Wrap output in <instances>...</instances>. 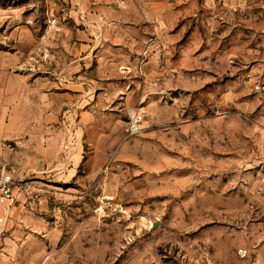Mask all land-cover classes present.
I'll list each match as a JSON object with an SVG mask.
<instances>
[{
  "label": "rangeland",
  "instance_id": "rangeland-1",
  "mask_svg": "<svg viewBox=\"0 0 264 264\" xmlns=\"http://www.w3.org/2000/svg\"><path fill=\"white\" fill-rule=\"evenodd\" d=\"M4 40L61 104L85 72L108 142L15 203L0 264H264V0H0Z\"/></svg>",
  "mask_w": 264,
  "mask_h": 264
},
{
  "label": "crops",
  "instance_id": "crops-1",
  "mask_svg": "<svg viewBox=\"0 0 264 264\" xmlns=\"http://www.w3.org/2000/svg\"><path fill=\"white\" fill-rule=\"evenodd\" d=\"M81 18L86 20L84 16ZM84 34H76L83 45L94 40ZM9 43L4 40L1 50L9 51L12 47ZM91 56L85 52L79 58L86 61ZM9 60L8 63L6 58L0 59V152L4 145L12 147L10 167L15 177L32 179L42 190L40 182L46 177L45 173L60 167L70 173L77 172L87 151H91L90 157L101 155L102 142L103 150L107 151L105 129L102 136V123L107 120V113L100 102L88 100L92 83L85 72L77 80L67 81V89L62 94L67 102L61 104L58 83L55 90L52 86L46 91L42 86L45 82L39 79L37 55L12 54ZM64 69L63 73L69 76L76 69L75 63ZM93 110L97 111L93 113ZM61 111L65 116H61ZM92 125L96 126V137H93ZM19 199V204H23L22 195Z\"/></svg>",
  "mask_w": 264,
  "mask_h": 264
},
{
  "label": "built area",
  "instance_id": "built-area-1",
  "mask_svg": "<svg viewBox=\"0 0 264 264\" xmlns=\"http://www.w3.org/2000/svg\"><path fill=\"white\" fill-rule=\"evenodd\" d=\"M141 119L138 109L130 112L127 125L129 135H134L140 130ZM20 195L23 196V204H36L42 200V191L32 179H17L12 167L0 166V209L3 212V216L0 217V233L10 220L9 211L20 200Z\"/></svg>",
  "mask_w": 264,
  "mask_h": 264
}]
</instances>
